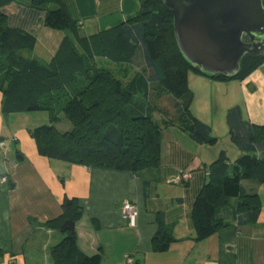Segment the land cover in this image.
<instances>
[{"label":"trees","instance_id":"obj_1","mask_svg":"<svg viewBox=\"0 0 264 264\" xmlns=\"http://www.w3.org/2000/svg\"><path fill=\"white\" fill-rule=\"evenodd\" d=\"M4 1L0 0L3 111H28V107L39 105L38 109L50 112L49 123L30 130L40 155L138 174L160 165L163 125H177L198 143H217L212 127L190 113L194 94L188 86L189 73L207 75L181 54L173 15L162 0H139L136 15L84 38L78 36V22L65 9L48 10L47 27L73 29L51 62L23 55L34 49L33 38L9 26L2 10ZM48 1L32 3L42 9ZM98 55L107 61H96ZM263 63L264 52L256 57L246 55L234 77H207L243 80ZM167 93L174 98L175 108L168 111L171 121L161 122L155 116L153 99ZM61 113L71 124L67 131L57 127ZM226 119L231 141L241 154L231 162L223 151L210 167L209 181L191 213L199 240L227 224L218 213L233 199H238L234 211L240 219L256 222L261 213L259 194H246L243 182L264 183V124L245 120L237 105L228 109ZM83 213L77 198L65 197L62 214L47 225L56 224L61 232L66 220L77 222ZM95 221L93 218L97 226ZM63 234L65 237L51 248L53 264H102V253L86 255L80 250L76 231ZM173 241L170 229L160 223L152 239L153 250L164 252Z\"/></svg>","mask_w":264,"mask_h":264},{"label":"crops","instance_id":"obj_2","mask_svg":"<svg viewBox=\"0 0 264 264\" xmlns=\"http://www.w3.org/2000/svg\"><path fill=\"white\" fill-rule=\"evenodd\" d=\"M32 2L5 0L2 10L9 26L33 38L34 49L23 55L44 62H51L64 37L73 31L47 27L48 10L65 9L78 22V36L84 38L117 26L140 7L139 0H49L42 9ZM194 78L207 86L204 79ZM215 89L219 96L214 89L206 90L201 98L204 104L196 112L212 127L217 143L201 144L177 125H163L160 165L138 174L40 155L30 134L36 128L31 116L26 111L5 113L0 90V136L7 142L5 155L0 156V264H53L51 248L65 235L47 222L62 214L65 197L77 198L83 206V216L75 222L80 250L86 255L102 253V264H264V183L243 182L246 194L258 193L261 199L256 222L240 219L234 211L238 199H233L218 213L227 224L197 239L191 213L209 181L212 163L223 151L231 162L241 154L235 152L231 160L229 149L218 145L219 129L229 134L228 109L237 105L245 120L264 124V63L244 80L218 82ZM186 170L192 178L175 181ZM126 199L139 207L135 227L128 224L122 208ZM160 223L170 229L174 241L166 251L155 252L152 239Z\"/></svg>","mask_w":264,"mask_h":264},{"label":"water","instance_id":"obj_3","mask_svg":"<svg viewBox=\"0 0 264 264\" xmlns=\"http://www.w3.org/2000/svg\"><path fill=\"white\" fill-rule=\"evenodd\" d=\"M162 1L173 15L181 54L205 75L234 77L246 55L263 54L264 0ZM38 108L33 105L28 111ZM74 231L75 221L66 220L61 232Z\"/></svg>","mask_w":264,"mask_h":264},{"label":"rangeland","instance_id":"obj_4","mask_svg":"<svg viewBox=\"0 0 264 264\" xmlns=\"http://www.w3.org/2000/svg\"><path fill=\"white\" fill-rule=\"evenodd\" d=\"M138 11H139V9L136 11V13L134 15H136L138 13ZM134 15H132V16H134ZM95 60L100 62V63L107 61V59H105L103 56H99V55L97 56V58H95ZM193 76L194 77L199 76L200 78L204 79L206 81L207 86L204 88V86H202L200 83H197L195 81V78ZM223 81L224 80H221V79H213V78L204 76V75L197 73V72H194V71L189 73L188 86H189L190 92H192L194 94L193 95V101L191 103V110H190L191 115H194L195 117H197L198 113L196 112V109L198 111V108L201 105V103L204 104L205 99H201V98H204L203 93L206 90L211 92L212 89H214L213 92H217V95L219 96V92L217 91V89H215L216 83L223 82ZM77 82H79V81H77ZM218 96H215V97H218ZM173 101H174V98L169 93H167V95L166 94L163 95L162 97H160L158 99H156V98L153 99V103L155 104V106L157 108L155 111V116L158 120L163 119V122L165 120L169 121V122L171 121L169 119L171 116L169 115L168 111H170L169 110L170 108L171 109L175 108ZM26 114H27V116H31L30 118L32 120V123H34V125H36L35 127H39V126H42L44 124H47L50 122V119H51L50 118V112L48 110L37 109V110H33V111H26ZM57 127L61 131H67V130L71 129V124L68 122V120L64 117V114H62V113L59 116V121L57 123ZM218 132L220 135L219 136L220 137V139H219L220 143L218 145L219 146L221 145L222 148H227V150L229 149L228 151L230 153V158H231V160H233L236 157L235 152H238L237 147L232 143L230 135L227 134L223 129L220 128ZM206 145L212 146V144H206ZM14 157H15L14 159L19 158V156H17V154H15ZM4 176H6V175H4ZM56 230H57L58 234H63L62 232H60V230L57 227H56Z\"/></svg>","mask_w":264,"mask_h":264},{"label":"built area","instance_id":"obj_5","mask_svg":"<svg viewBox=\"0 0 264 264\" xmlns=\"http://www.w3.org/2000/svg\"><path fill=\"white\" fill-rule=\"evenodd\" d=\"M7 148V142L0 136V156L5 155V150ZM192 178V173L190 170L182 171L175 179V181L184 182ZM2 181H7V177L3 176ZM123 211L127 218L128 224L135 227L138 224L139 219V207L131 200H124L122 204ZM130 263H133V260L128 258Z\"/></svg>","mask_w":264,"mask_h":264},{"label":"flooded vegetation","instance_id":"obj_6","mask_svg":"<svg viewBox=\"0 0 264 264\" xmlns=\"http://www.w3.org/2000/svg\"><path fill=\"white\" fill-rule=\"evenodd\" d=\"M244 39H245L246 41L248 40V38H247V37H245Z\"/></svg>","mask_w":264,"mask_h":264}]
</instances>
